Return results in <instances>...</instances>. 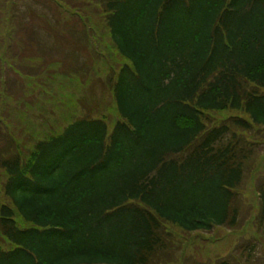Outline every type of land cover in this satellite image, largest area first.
<instances>
[{
  "label": "trees",
  "instance_id": "1",
  "mask_svg": "<svg viewBox=\"0 0 264 264\" xmlns=\"http://www.w3.org/2000/svg\"><path fill=\"white\" fill-rule=\"evenodd\" d=\"M101 2L128 62L108 77L120 119L108 133L104 119L78 118L34 141L29 159L11 138L0 264H165L179 252L166 225L240 226L239 191L264 149L247 138L264 129V0ZM223 110L247 118L203 115Z\"/></svg>",
  "mask_w": 264,
  "mask_h": 264
},
{
  "label": "rangeland",
  "instance_id": "2",
  "mask_svg": "<svg viewBox=\"0 0 264 264\" xmlns=\"http://www.w3.org/2000/svg\"><path fill=\"white\" fill-rule=\"evenodd\" d=\"M101 1L0 0V153L13 138L29 159L34 141L60 133L78 118H102L108 133L120 119L108 77L127 61L110 38ZM203 115L211 126L230 116L247 118L231 110ZM252 137L264 143V129L247 138ZM262 150L239 191L238 230L187 233L166 225L179 252L165 264H216L233 258L239 264H264L257 220L258 189L264 187ZM5 177L0 169V187ZM14 219L21 228L30 226L16 212ZM0 246L12 247L1 234Z\"/></svg>",
  "mask_w": 264,
  "mask_h": 264
}]
</instances>
